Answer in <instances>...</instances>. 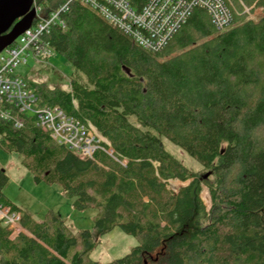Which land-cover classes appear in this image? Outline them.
<instances>
[{
	"label": "trees",
	"instance_id": "1",
	"mask_svg": "<svg viewBox=\"0 0 264 264\" xmlns=\"http://www.w3.org/2000/svg\"><path fill=\"white\" fill-rule=\"evenodd\" d=\"M66 1L35 3L48 16ZM257 5L264 11V0ZM61 19L65 27L56 23L46 39L72 67L70 90L28 85L40 107L91 123L115 158L100 149L78 156L31 114L21 128L0 118V147L19 154L36 183L58 185L75 210L96 212L93 229L78 233L58 217L25 214L30 235L12 240L0 223V264H101L90 253L115 228L139 243L111 264H264V15H234L218 30L195 9L158 52L78 1ZM163 139L208 178L192 175ZM174 179L191 182L176 194ZM8 183L0 167V203L21 211L4 193Z\"/></svg>",
	"mask_w": 264,
	"mask_h": 264
},
{
	"label": "built area",
	"instance_id": "2",
	"mask_svg": "<svg viewBox=\"0 0 264 264\" xmlns=\"http://www.w3.org/2000/svg\"><path fill=\"white\" fill-rule=\"evenodd\" d=\"M74 1L97 12L150 52L161 51L195 9L205 10L218 30L230 26L236 8L244 9L251 18L263 13V8L257 5L260 0H254L251 5L245 0H146L142 5L132 0H67L56 12L43 16L41 7L34 1L36 18L32 26L0 53V118L21 128L24 124L21 115L31 114L36 125L57 143L78 156L89 158L98 149L115 158L114 150L103 147L102 143L108 145V142L91 123L85 125L67 116L58 106L40 107L39 98L28 85L29 81L15 73L16 68L27 64L30 58L40 62L55 53L46 37L56 23L65 27L61 15ZM20 219L18 211L0 203V223L10 232L19 227Z\"/></svg>",
	"mask_w": 264,
	"mask_h": 264
},
{
	"label": "rangeland",
	"instance_id": "3",
	"mask_svg": "<svg viewBox=\"0 0 264 264\" xmlns=\"http://www.w3.org/2000/svg\"><path fill=\"white\" fill-rule=\"evenodd\" d=\"M236 10L237 12L234 13L236 16H243L247 20H257L259 18L257 16L251 18L244 13L242 8H236ZM262 15H264V11ZM257 64L260 68L261 64L264 66V58L258 60ZM71 72V65L57 53H53L46 60L41 59L40 62L30 58L27 64L19 65L15 70V73L26 81H35L38 84L45 83L50 89L61 88L63 90H70L68 85ZM163 143L166 149L178 158L192 175L197 174L199 177L203 176L204 178L209 174L185 151L167 139H163ZM0 167L6 170L9 175V183L4 190L5 195L21 209V211H18L21 218L19 227H15L11 231L12 240H15L20 233L30 235V232L22 224L25 214L38 222L47 218L58 217L64 221L73 233L93 229V219L96 212L94 210H75L73 201L64 197L58 185L36 183L33 175L23 166L22 157L19 154L6 153L0 147ZM190 182L191 179L188 181L174 179L169 180L167 184L168 188L177 194ZM201 196L205 205L210 208L211 200L206 187H204ZM138 243L136 237L129 236L121 229L115 228L96 239V247L90 253V260L98 261L101 264H111L130 253L131 249L137 246Z\"/></svg>",
	"mask_w": 264,
	"mask_h": 264
},
{
	"label": "water",
	"instance_id": "4",
	"mask_svg": "<svg viewBox=\"0 0 264 264\" xmlns=\"http://www.w3.org/2000/svg\"><path fill=\"white\" fill-rule=\"evenodd\" d=\"M34 1L0 0V53L32 26L36 18Z\"/></svg>",
	"mask_w": 264,
	"mask_h": 264
}]
</instances>
